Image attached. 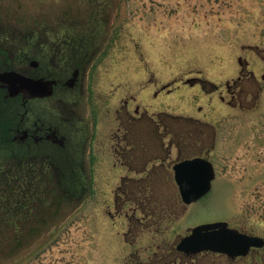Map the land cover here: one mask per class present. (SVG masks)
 <instances>
[{"label": "rangeland", "instance_id": "rangeland-1", "mask_svg": "<svg viewBox=\"0 0 264 264\" xmlns=\"http://www.w3.org/2000/svg\"><path fill=\"white\" fill-rule=\"evenodd\" d=\"M0 37L81 70L61 94L70 110L46 102L65 146L22 145L53 158L69 197L44 187L7 207L30 223L16 249L0 241V264H157V248L219 221L264 240V0H0ZM195 157L216 178L187 207L172 169ZM251 254L237 264L264 262V247Z\"/></svg>", "mask_w": 264, "mask_h": 264}, {"label": "flooded vegetation", "instance_id": "flooded-vegetation-1", "mask_svg": "<svg viewBox=\"0 0 264 264\" xmlns=\"http://www.w3.org/2000/svg\"><path fill=\"white\" fill-rule=\"evenodd\" d=\"M8 42V40H4L0 37V76L5 73L14 72L18 73L19 76H24L35 81H42L46 83L50 93L44 96H32L29 90L21 89L17 94L11 95L9 85L0 79V142H10L17 145H26L27 147H30L32 144L39 145L43 143L56 144L61 147L65 146V137L60 133L58 126L55 124H53V126L46 122V108L50 109L52 107V110L57 112V114L58 112L61 114L62 109L66 112L67 109L70 110L69 107L72 106L71 102L64 100L61 94L62 91L64 93H71L72 90L78 87L81 70L75 69L69 77H67L68 74L62 76L59 72V70L62 69L60 64L61 61L55 60V54L51 59L52 61L54 59L55 62H48L49 67H46V54L44 49H42L40 54L41 57H39L34 54L31 55L27 51L23 52L22 48L16 50L7 47ZM23 45L26 46L27 44L23 43ZM55 50L56 49H54V52ZM55 57H58V55L56 54ZM50 67L54 69L49 71ZM76 71L79 73L75 78L73 73ZM249 75L251 84L254 87L255 77L253 73ZM261 80L264 82V74L261 75ZM241 81L242 78L234 81L232 87H229L232 98H237L236 89ZM51 100H54V106L51 105V107H46V102ZM64 118L65 117H62V115L59 117L60 123L62 121L64 122ZM69 119H71V117L67 118L66 121ZM56 120L58 121V118H56ZM119 142L121 143L122 154L133 147L126 139H120ZM122 142H124L123 145ZM122 165L129 170L128 172H136L138 174L146 173L145 168H132L127 162H123ZM260 248H251L246 255H242L241 257H231L226 254L211 251L187 254L179 251L177 246L167 249L157 248V250L153 252V261L157 264H206L203 258L206 257V255L212 254L214 256L227 258L230 264H237L240 260L247 259L248 256L251 257L252 251L260 250ZM261 249H263V247ZM262 262L263 261L257 262L256 264H264V262Z\"/></svg>", "mask_w": 264, "mask_h": 264}, {"label": "water", "instance_id": "water-1", "mask_svg": "<svg viewBox=\"0 0 264 264\" xmlns=\"http://www.w3.org/2000/svg\"><path fill=\"white\" fill-rule=\"evenodd\" d=\"M78 73V71L73 73L75 78ZM0 79L9 85L11 95L17 94L21 89L29 90L32 96H44L50 93L46 83L19 76L18 73H5ZM213 167L206 158L185 159L174 165V180L185 205L199 201L211 191L216 176ZM260 246L264 247L262 238L242 234L236 229L229 228L227 222H217L193 228L190 234L180 239L177 248L187 254L212 251L231 257H241L252 247Z\"/></svg>", "mask_w": 264, "mask_h": 264}, {"label": "trees", "instance_id": "trees-1", "mask_svg": "<svg viewBox=\"0 0 264 264\" xmlns=\"http://www.w3.org/2000/svg\"><path fill=\"white\" fill-rule=\"evenodd\" d=\"M159 119L161 117H158ZM26 152L22 145L0 142V241L5 246L11 245L13 249L26 240L23 237L27 234L25 229L30 222L25 221L27 218L21 217L27 213L28 201L38 196L41 188L46 187V192L52 191L54 198L60 201L61 197H69L53 158L40 153ZM23 199L27 208H22V213L19 212L16 217L9 218L7 207L18 206L17 201ZM10 231L11 236L8 234Z\"/></svg>", "mask_w": 264, "mask_h": 264}]
</instances>
